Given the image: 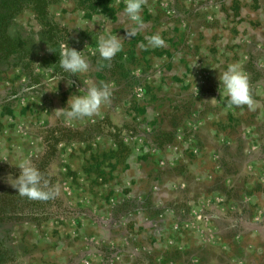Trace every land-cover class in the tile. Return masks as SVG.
I'll list each match as a JSON object with an SVG mask.
<instances>
[{
	"label": "rangeland",
	"instance_id": "obj_1",
	"mask_svg": "<svg viewBox=\"0 0 264 264\" xmlns=\"http://www.w3.org/2000/svg\"><path fill=\"white\" fill-rule=\"evenodd\" d=\"M124 7L52 6L56 50L29 9L10 28L32 52L0 68L2 264H264V0H145L134 37ZM101 34L125 37L111 60ZM154 34L164 46L148 44ZM66 45L86 72H63ZM236 62L252 108L218 91ZM101 83L112 96L100 114L67 122L70 96ZM25 158L49 199L9 183Z\"/></svg>",
	"mask_w": 264,
	"mask_h": 264
},
{
	"label": "clouds",
	"instance_id": "obj_2",
	"mask_svg": "<svg viewBox=\"0 0 264 264\" xmlns=\"http://www.w3.org/2000/svg\"><path fill=\"white\" fill-rule=\"evenodd\" d=\"M145 0H125L124 13L132 22L133 27L126 33L127 37H134L135 34L143 27V18L141 12ZM125 37L118 35H104L97 37V49L99 55L104 60H111L123 49V40ZM148 44L155 47H162L165 44L164 39L154 34L145 37ZM83 51H77L75 48L64 46L60 56L59 65L68 77L77 73L86 72L89 63ZM65 78L61 74L53 76V80H67L69 86L72 80ZM218 91L221 96L228 97L230 106L247 105L252 108L254 105L253 98L250 94L249 75L239 63H230L226 69L218 75ZM112 96L111 86L108 83L91 85L83 90V94H73L67 101V106L59 111L67 122L83 120L86 117L99 115L101 106L110 102ZM216 100V99H212ZM17 168L19 175L16 178L8 177L9 183L18 193L31 199H49L54 193L51 190H45L48 182L41 171L34 165L31 159L25 158L19 161Z\"/></svg>",
	"mask_w": 264,
	"mask_h": 264
},
{
	"label": "trees",
	"instance_id": "obj_3",
	"mask_svg": "<svg viewBox=\"0 0 264 264\" xmlns=\"http://www.w3.org/2000/svg\"><path fill=\"white\" fill-rule=\"evenodd\" d=\"M62 0H0V68L2 65L12 66L15 62L30 56L32 49L26 46L22 36L14 37L10 28L14 20L26 9L31 10L42 27L41 35L51 41V47L56 50L62 44L58 34V25L52 21L50 8ZM56 55V54H54ZM58 55V54H57ZM0 195V218L6 210ZM3 248L0 244V264Z\"/></svg>",
	"mask_w": 264,
	"mask_h": 264
}]
</instances>
